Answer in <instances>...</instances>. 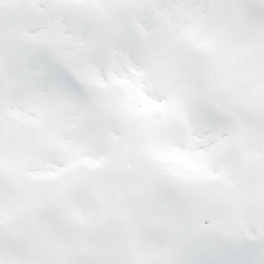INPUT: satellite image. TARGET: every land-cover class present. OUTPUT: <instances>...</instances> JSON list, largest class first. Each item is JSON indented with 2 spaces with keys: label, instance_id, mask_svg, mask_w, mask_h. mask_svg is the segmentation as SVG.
Listing matches in <instances>:
<instances>
[{
  "label": "snow or ice",
  "instance_id": "1",
  "mask_svg": "<svg viewBox=\"0 0 264 264\" xmlns=\"http://www.w3.org/2000/svg\"><path fill=\"white\" fill-rule=\"evenodd\" d=\"M0 264H264V0H0Z\"/></svg>",
  "mask_w": 264,
  "mask_h": 264
}]
</instances>
